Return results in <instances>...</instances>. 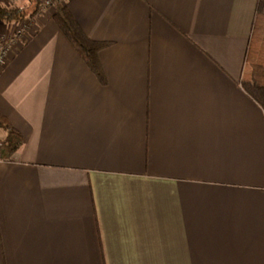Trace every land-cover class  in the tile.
<instances>
[{
	"label": "crops",
	"instance_id": "0c3cea01",
	"mask_svg": "<svg viewBox=\"0 0 264 264\" xmlns=\"http://www.w3.org/2000/svg\"><path fill=\"white\" fill-rule=\"evenodd\" d=\"M258 1L66 0L101 75L55 11L30 19L0 73L24 139L0 157V264H264Z\"/></svg>",
	"mask_w": 264,
	"mask_h": 264
},
{
	"label": "trees",
	"instance_id": "16d2710c",
	"mask_svg": "<svg viewBox=\"0 0 264 264\" xmlns=\"http://www.w3.org/2000/svg\"><path fill=\"white\" fill-rule=\"evenodd\" d=\"M43 4V0H37L34 10L29 14L23 6L0 4V22H19L36 16L42 11ZM53 19L89 67L101 75L99 52L108 43L88 37L66 4L57 9ZM242 84L264 107V0L258 1ZM3 123L4 119L0 116V127ZM2 128L7 131V136L2 142L0 157L9 158L23 145L24 139L10 125H4Z\"/></svg>",
	"mask_w": 264,
	"mask_h": 264
},
{
	"label": "built area",
	"instance_id": "2783aa9c",
	"mask_svg": "<svg viewBox=\"0 0 264 264\" xmlns=\"http://www.w3.org/2000/svg\"><path fill=\"white\" fill-rule=\"evenodd\" d=\"M49 3V0H44L43 9H46ZM30 26V20L19 21L12 25L10 35L7 36L0 33V73L8 64L11 54L17 49L18 44L24 43L29 39L31 34ZM1 147L2 140L0 138V150Z\"/></svg>",
	"mask_w": 264,
	"mask_h": 264
},
{
	"label": "rangeland",
	"instance_id": "374dc122",
	"mask_svg": "<svg viewBox=\"0 0 264 264\" xmlns=\"http://www.w3.org/2000/svg\"><path fill=\"white\" fill-rule=\"evenodd\" d=\"M48 1V0H45ZM50 3L47 5L46 9H43L44 6L42 7V11H57V9L60 6L65 5L66 0H49ZM37 2V0H0V4L1 5H20L23 6L26 9V12L29 14L31 13L34 8H35V3ZM44 3V0H43ZM41 11V12H42ZM41 12L37 13L40 14ZM34 17V16H33ZM32 17L26 18L25 20H30ZM18 23V22H16ZM2 24V25H1ZM15 22H11V23H6V22H0V33L4 34V35H10L11 34V28L12 25H14ZM32 29V27L30 26V30Z\"/></svg>",
	"mask_w": 264,
	"mask_h": 264
}]
</instances>
